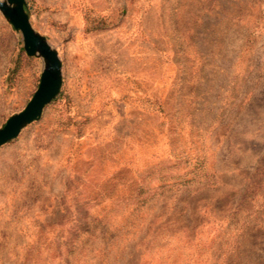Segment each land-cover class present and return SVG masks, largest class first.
I'll return each instance as SVG.
<instances>
[{
  "label": "rangeland",
  "instance_id": "obj_1",
  "mask_svg": "<svg viewBox=\"0 0 264 264\" xmlns=\"http://www.w3.org/2000/svg\"><path fill=\"white\" fill-rule=\"evenodd\" d=\"M61 84L0 145V264H264V0H24ZM42 59L0 13V127Z\"/></svg>",
  "mask_w": 264,
  "mask_h": 264
},
{
  "label": "water",
  "instance_id": "obj_2",
  "mask_svg": "<svg viewBox=\"0 0 264 264\" xmlns=\"http://www.w3.org/2000/svg\"><path fill=\"white\" fill-rule=\"evenodd\" d=\"M0 13L21 33L28 56L42 59L38 85L24 108L11 114L0 127V145L14 138L27 124L36 120L43 107L57 94L61 84V62L57 50L35 30L29 20L24 0H0Z\"/></svg>",
  "mask_w": 264,
  "mask_h": 264
},
{
  "label": "trees",
  "instance_id": "obj_3",
  "mask_svg": "<svg viewBox=\"0 0 264 264\" xmlns=\"http://www.w3.org/2000/svg\"><path fill=\"white\" fill-rule=\"evenodd\" d=\"M27 11V10H26ZM28 13V12H27Z\"/></svg>",
  "mask_w": 264,
  "mask_h": 264
}]
</instances>
